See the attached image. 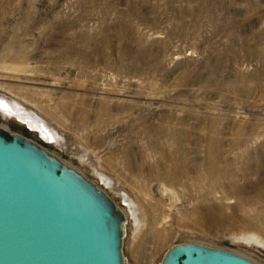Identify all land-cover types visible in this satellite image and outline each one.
Returning <instances> with one entry per match:
<instances>
[{"label":"rangeland","instance_id":"rangeland-1","mask_svg":"<svg viewBox=\"0 0 264 264\" xmlns=\"http://www.w3.org/2000/svg\"><path fill=\"white\" fill-rule=\"evenodd\" d=\"M0 96L58 136L0 110L8 138L124 209L126 264L185 243L264 264V205L242 202L264 194V0H0Z\"/></svg>","mask_w":264,"mask_h":264},{"label":"water","instance_id":"water-1","mask_svg":"<svg viewBox=\"0 0 264 264\" xmlns=\"http://www.w3.org/2000/svg\"><path fill=\"white\" fill-rule=\"evenodd\" d=\"M111 201L48 151L0 128V264H126ZM162 264H257L196 243Z\"/></svg>","mask_w":264,"mask_h":264},{"label":"bare ground","instance_id":"bare-ground-1","mask_svg":"<svg viewBox=\"0 0 264 264\" xmlns=\"http://www.w3.org/2000/svg\"><path fill=\"white\" fill-rule=\"evenodd\" d=\"M7 98H4L2 96H0V110L7 113H10V117L13 119H16L18 121H20L21 123H24L30 130L32 131H36L41 138H43L44 140L48 141L49 143H57L55 140L57 139V134L52 132V128L45 122L43 121L41 118L37 117L35 114L27 111L25 108L23 107H17L12 100H10L13 104H10L7 102L6 100ZM1 112V111H0ZM2 129H4L3 127H0ZM216 145V141L212 140L209 146V154L210 157L214 155V150H215V145ZM183 144V143H182ZM186 146L185 144L182 145V148L184 149ZM183 151V150H182ZM179 152V150H178ZM178 152L175 150L172 153V156L170 158V160L173 161H177L179 159V154ZM182 152H180L181 154ZM189 155V152H188ZM248 159V158H247ZM245 159V160H247ZM212 161L210 162V165L212 166V168L214 167V158L211 159ZM239 160V159H238ZM143 169V168H142ZM216 170V168H214ZM169 171V170H168ZM222 171V170H221ZM172 172V171H171ZM146 173V172H145ZM151 174V173H150ZM149 174V175H150ZM153 175V173L151 174ZM154 177V176H153ZM107 178V177H106ZM150 178V177H149ZM152 178V176H151ZM157 178V177H155ZM110 182V180H109ZM96 188L103 193L113 204L114 207V211L118 214L119 218H120V222H121V228H122V236L124 237V229H125V225H127L126 221L128 220L127 214L124 211V209L112 198L110 197L103 189H101L99 186H96ZM242 202L244 203H253V204H257L258 203H263L264 205V194H259L257 199L255 198V200H251V199H244L242 200ZM129 203V202H128ZM126 232V231H125ZM126 236V234H125Z\"/></svg>","mask_w":264,"mask_h":264},{"label":"flooded vegetation","instance_id":"flooded-vegetation-1","mask_svg":"<svg viewBox=\"0 0 264 264\" xmlns=\"http://www.w3.org/2000/svg\"><path fill=\"white\" fill-rule=\"evenodd\" d=\"M0 113H1V112H0ZM1 114H3L4 117H6V118H11L10 115H9L10 113L4 112V113H1Z\"/></svg>","mask_w":264,"mask_h":264}]
</instances>
